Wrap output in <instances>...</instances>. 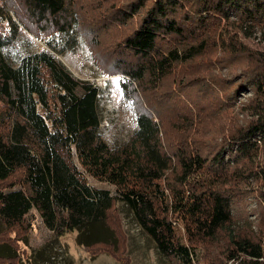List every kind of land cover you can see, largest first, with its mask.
Listing matches in <instances>:
<instances>
[{
  "label": "trees",
  "instance_id": "1",
  "mask_svg": "<svg viewBox=\"0 0 264 264\" xmlns=\"http://www.w3.org/2000/svg\"><path fill=\"white\" fill-rule=\"evenodd\" d=\"M255 23L264 0H0V264H56L55 246H30L39 221L126 264L120 203L171 264H264V32L253 44L243 30ZM25 33L79 34L101 72L121 77L137 118L125 143L104 140L99 85L54 47L12 52ZM209 48L234 79L195 75ZM247 86L242 125L231 108ZM251 194L256 232L236 224Z\"/></svg>",
  "mask_w": 264,
  "mask_h": 264
},
{
  "label": "rangeland",
  "instance_id": "2",
  "mask_svg": "<svg viewBox=\"0 0 264 264\" xmlns=\"http://www.w3.org/2000/svg\"><path fill=\"white\" fill-rule=\"evenodd\" d=\"M231 20L236 21V23L239 22L236 14L231 15ZM246 25L243 26V30L249 34V41L253 44L261 43L264 25L260 23H255L254 26ZM236 30H239L238 26ZM73 39H75V45L72 47ZM51 47H54L57 57L77 78L89 80L99 85L101 89L99 100L101 135L111 146L125 143L137 128L135 107L124 95L121 77L106 76L101 72L82 36L72 33L66 36L57 35L37 39L25 33L21 34L12 52L17 55H25L29 52H38ZM244 59L246 60V58ZM200 62L202 63L199 65V72L195 75L201 77L213 74L221 80H228L234 79V74L240 72L234 69L230 57L220 48H209ZM191 76L192 74L189 73V77ZM253 98L254 91L250 86L239 88L236 101L231 108V116L236 122L243 125L252 118L248 105ZM224 125L231 124L226 122ZM89 181L96 187L109 189L113 194L117 193L116 188L109 183L98 181L92 177H89ZM256 186L253 185L252 187L255 188ZM249 196L244 214L241 212L236 216V224L242 227L248 226L256 232L261 222V215L259 208H257L256 198L253 194ZM119 209L123 229L128 238L126 264H171L166 257L158 252L154 242L147 234L141 230L130 210L122 203L119 204ZM29 241L32 249L36 251L47 244L55 246L58 249L56 264H123L110 254L99 253L95 255L90 253L77 244L76 233H68L59 239L54 237L41 221H39V229L30 235Z\"/></svg>",
  "mask_w": 264,
  "mask_h": 264
}]
</instances>
